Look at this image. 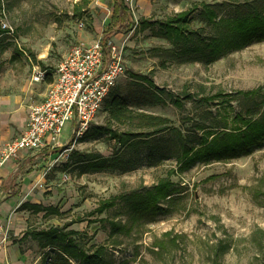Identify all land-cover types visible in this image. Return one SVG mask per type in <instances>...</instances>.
Instances as JSON below:
<instances>
[{
	"label": "rangeland",
	"instance_id": "rangeland-1",
	"mask_svg": "<svg viewBox=\"0 0 264 264\" xmlns=\"http://www.w3.org/2000/svg\"><path fill=\"white\" fill-rule=\"evenodd\" d=\"M253 1L1 0L4 11L0 21L7 22L12 33L0 35V96L14 94L24 99L26 87L35 81L39 70L45 74L44 84L75 44L102 38L122 45L125 53L126 72L112 93L126 98L135 112L169 120L168 129L153 138L172 142L181 133L197 145L198 140L188 137L190 134L201 137L209 130L244 129L239 115L250 118L248 109L257 115L264 111V41H255L210 64H180L173 57L174 46L159 35L156 22L195 3L219 5L221 18ZM142 18L154 26L141 30ZM192 26L205 36L222 28L207 25L199 12L194 14ZM38 89L45 92L47 84ZM152 93L166 103H137ZM176 99L181 105L173 103ZM22 106H15V111ZM107 117L102 109L88 136L77 140L73 139V122H69L60 138L62 145L54 152L41 151L22 160L26 169L18 175L27 179L17 180L13 195L22 191L25 202L53 206L60 212L47 216L45 211L22 209L17 204L6 229L0 228V237L13 241L27 255L26 264H41L45 255L52 264L56 254L50 248L41 249L31 237L19 241L25 231L66 223H71L68 230L77 232L74 236L85 250L104 246L112 264L264 262V145L249 155L182 168L175 158L159 160L150 144L135 150L121 146L106 129ZM17 128L16 122L8 124L4 133L11 137L7 142L18 135ZM113 128L148 131L135 130L129 123L114 124ZM78 152L104 158L124 154L134 161L135 168L79 175ZM161 181L169 186L167 195L157 199L152 194ZM109 199H114L115 205L98 212ZM4 219L0 215V222ZM256 232H260L256 242L261 245L252 241ZM71 264L78 263L71 260Z\"/></svg>",
	"mask_w": 264,
	"mask_h": 264
},
{
	"label": "trees",
	"instance_id": "trees-1",
	"mask_svg": "<svg viewBox=\"0 0 264 264\" xmlns=\"http://www.w3.org/2000/svg\"><path fill=\"white\" fill-rule=\"evenodd\" d=\"M218 7L219 5H212L207 2L195 3L187 10L177 12L156 22L160 28L159 35L174 46L173 57L177 63L202 62L210 64L230 52L244 49L255 41H264V0L240 4L231 12V15L222 16L221 18L220 8ZM117 11H115L116 14ZM196 12H199L200 18L207 25L222 28L214 35H203L200 29H194L192 26V20ZM140 25L141 30L154 26L147 18H142ZM3 33L7 32L0 26V35ZM150 83L152 84V82ZM251 93H254V91L248 94ZM137 101L138 104L166 103V100L156 93L146 94ZM173 103L181 105L180 99L174 100ZM102 109L108 115V127L106 129L110 137L115 139L121 146L123 145L129 150H135L143 144H150L158 152L159 160L175 158L182 168L191 166L196 162L208 164L211 161L228 160L249 155L255 148L264 145V111L259 112V115H257L251 109H248L247 114H252L250 118H244V114L239 115L245 123L244 129L238 128L235 131L224 129L220 132H209V130L201 137L190 134L188 137L198 140L197 145H192L189 138L184 137L181 133L172 142L165 138H153L154 135L168 129L167 123L169 120L162 116L135 112L130 107L128 100L118 92L110 94ZM125 123L131 124L135 130L148 129V131L129 130L128 132H120L113 128L114 124ZM202 127L204 129L212 128V126ZM86 136L88 135L86 134L84 137ZM75 154L77 157L75 163L79 175L118 169L127 172L135 168L134 161L131 158L127 159L124 154L109 158L80 152ZM168 186V182L161 181L152 196L157 199L160 196H166ZM114 205V199L105 200L97 211L102 213ZM29 208L37 212L45 211L47 216L60 213L53 206L47 207L30 202L22 205V209ZM70 225L71 223H66L64 226H51L40 230L28 228L19 241L31 237L38 241L41 249L50 248V251L56 254V261L52 264H71V260L76 261L78 264H112L108 259L104 246H99L92 252L85 250L80 241L74 236L77 232L68 230ZM260 232L254 233L252 239L254 243H257V236ZM259 242L258 245L261 243ZM48 258L49 256L45 255L41 264H50Z\"/></svg>",
	"mask_w": 264,
	"mask_h": 264
},
{
	"label": "built area",
	"instance_id": "built-area-1",
	"mask_svg": "<svg viewBox=\"0 0 264 264\" xmlns=\"http://www.w3.org/2000/svg\"><path fill=\"white\" fill-rule=\"evenodd\" d=\"M3 11L0 3V15ZM0 26L12 33L7 22L0 21ZM125 72L122 45L102 38L75 44L57 66L45 99L30 107L23 134L2 148L0 165L23 151L54 152L62 145L60 138L69 122L73 139L84 137Z\"/></svg>",
	"mask_w": 264,
	"mask_h": 264
},
{
	"label": "crops",
	"instance_id": "crops-1",
	"mask_svg": "<svg viewBox=\"0 0 264 264\" xmlns=\"http://www.w3.org/2000/svg\"><path fill=\"white\" fill-rule=\"evenodd\" d=\"M119 37L120 36L117 35V38ZM37 76H39V78H37ZM44 78V72L39 70L35 76V81H31L28 87H26L27 97L24 99H22V97L19 98L14 94L0 96V152L2 148L8 143L7 139L11 137L9 133H4V130L8 127V124L11 122H16L18 124L17 129H19V133L14 139L23 134L26 129L29 115V110H27L26 105H30V109L32 105L38 104L45 99L51 83L56 78V69L52 74V78L49 77L43 84ZM45 84H47V90L45 92L42 93L40 89L36 91V88H39L40 86L45 88ZM19 104L23 105L22 108L18 111H15V106H18ZM34 153L37 152L23 151L17 158L6 162L4 165H0V215L5 218L0 222L1 229H6V226H8V217L15 206L17 204L23 205L26 203L23 199L24 193H22V191L17 196L13 195V187L20 177H23L26 181L27 177L24 174L18 175V172L26 169L22 163V160L26 158L31 159ZM13 224L14 223H11L12 228ZM26 257L27 255L22 253L20 246H16L13 241L6 239V237L5 240L0 237V264H26Z\"/></svg>",
	"mask_w": 264,
	"mask_h": 264
}]
</instances>
